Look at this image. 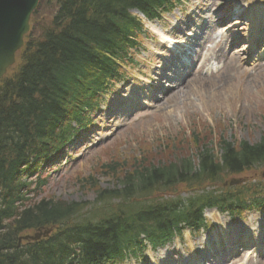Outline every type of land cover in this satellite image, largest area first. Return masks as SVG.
Listing matches in <instances>:
<instances>
[{"label": "trees", "instance_id": "16d2710c", "mask_svg": "<svg viewBox=\"0 0 264 264\" xmlns=\"http://www.w3.org/2000/svg\"><path fill=\"white\" fill-rule=\"evenodd\" d=\"M176 1L40 0L32 15L41 2L55 6L50 25L30 28L18 64L0 79V264H117L143 247L142 236L157 246L179 234L181 222L203 227L207 207L239 217L264 206L262 186L228 183L264 165V134L254 144L220 138L216 150L196 138L193 156L168 163L109 164L113 188L85 178L91 203L37 199L46 178L23 181L93 124L90 112L123 78L140 29L130 10L154 18ZM177 187L193 193L163 196ZM49 227L48 237L17 244L21 235Z\"/></svg>", "mask_w": 264, "mask_h": 264}, {"label": "rangeland", "instance_id": "374dc122", "mask_svg": "<svg viewBox=\"0 0 264 264\" xmlns=\"http://www.w3.org/2000/svg\"><path fill=\"white\" fill-rule=\"evenodd\" d=\"M235 6L242 14L257 15V21L264 18L263 0H186L161 19L145 21L139 49L132 50L135 63L123 65L125 80L115 84L101 111L93 113L96 126L50 167L45 191L37 199L54 196L64 202L91 203L95 195L85 178L93 177L101 187L113 188L116 183L107 165L123 163L121 167L129 168L141 159L168 163L190 157L195 154L196 138L214 150L220 138L259 142L264 134V51L252 59L241 46L249 30L244 20L233 21L240 19L230 14ZM54 7L41 2L29 28L35 25V32L46 29ZM215 15L222 17V26L218 18L214 20ZM205 22L211 27H197ZM188 30L195 38L185 36ZM202 33L208 39L206 49L200 51L195 43L203 39L198 38ZM160 35L171 39L177 36L196 49L189 60L194 68L176 69L171 63L180 65L179 60L167 62L172 56ZM201 56L215 68L199 69ZM18 57L17 53L15 64ZM169 69L183 79L179 82L175 75L169 89L161 88L166 81L162 76L171 74ZM129 107H133L130 115ZM234 178L262 185L264 190V166L251 167ZM186 192L177 187L171 193L163 192V196L185 197ZM204 216L208 230L198 234L185 230L182 238H174L163 248L147 250L140 262L131 258L121 264H196L206 249L214 251L215 244L226 241L230 245L217 250L218 262L205 264H264V210L246 213L235 222L214 209H205ZM241 242L253 248L246 250Z\"/></svg>", "mask_w": 264, "mask_h": 264}, {"label": "water", "instance_id": "95a60500", "mask_svg": "<svg viewBox=\"0 0 264 264\" xmlns=\"http://www.w3.org/2000/svg\"><path fill=\"white\" fill-rule=\"evenodd\" d=\"M39 0H0V79L15 61V53L23 44L29 29V19ZM50 230H38L24 239H38ZM21 238L18 239L20 241Z\"/></svg>", "mask_w": 264, "mask_h": 264}, {"label": "bare ground", "instance_id": "6f19581e", "mask_svg": "<svg viewBox=\"0 0 264 264\" xmlns=\"http://www.w3.org/2000/svg\"><path fill=\"white\" fill-rule=\"evenodd\" d=\"M206 60H207V59H204V60L202 61V63H204Z\"/></svg>", "mask_w": 264, "mask_h": 264}]
</instances>
